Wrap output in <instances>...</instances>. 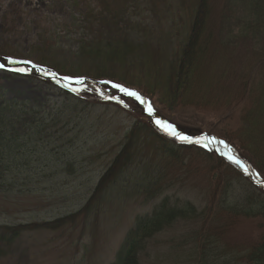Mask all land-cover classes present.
Segmentation results:
<instances>
[{"label":"rangeland","instance_id":"374dc122","mask_svg":"<svg viewBox=\"0 0 264 264\" xmlns=\"http://www.w3.org/2000/svg\"><path fill=\"white\" fill-rule=\"evenodd\" d=\"M194 1L0 0V56L128 86L184 133L232 142L264 175V0H205L196 21ZM180 63L189 69L176 90ZM79 95L0 72V226L23 229L0 242V264H114L137 218L164 204L168 217L140 234L134 264L264 258V206L243 213L264 205L259 192L96 90ZM126 145L130 164L121 162L112 193L67 220L84 214Z\"/></svg>","mask_w":264,"mask_h":264},{"label":"trees","instance_id":"16d2710c","mask_svg":"<svg viewBox=\"0 0 264 264\" xmlns=\"http://www.w3.org/2000/svg\"><path fill=\"white\" fill-rule=\"evenodd\" d=\"M206 1H208V0H206ZM204 3H205V0H195L194 2H192V5H194V7L196 9V12H194V14H195L194 20L195 21L198 19L200 8L203 7ZM195 21H194V23H195ZM192 28H193V26H192ZM196 37L197 36H195V37L193 36V38L191 37V40H190L191 44H190L189 48L187 47L188 49H185L182 52V55H184L185 57L186 56L188 57L189 62L193 59V57L196 56V48L193 46L194 43H196V41H195ZM182 66H183V64L180 63V65L178 66V70L175 73L176 77H175L173 84H174V86H175L174 88L176 90L178 88V83L180 82V79H182V77H184V75H185L184 73H186V71L189 69V68L185 69ZM108 80L112 81V82H116V81L111 80V79H108ZM0 111L4 112V114L7 113L6 112L7 110L3 106L0 107ZM128 146L126 145L124 147V149L116 157L115 161L111 164V166L109 167V169L107 170L105 175L101 178L94 196L92 197L89 204L85 208L86 212L89 211L90 207L92 206V204H94L95 201H97L98 197H100V195H103L104 191L106 192L109 190L108 188H109L111 182L114 180V178L116 176L120 177V173L122 171L121 168L123 167V166L121 167V162L123 161V163H126L127 166H128V163L130 164L131 158L129 160H127L128 156H129V154H127V151H131V149H130V145H128ZM126 154L128 155L127 158L125 157ZM124 158H126V159L123 160ZM250 162L252 163V161H250ZM220 163H222V165L225 166L222 161H220ZM260 206H264V205L260 204L259 206H257V209H254L253 207H251L250 210H245L243 213L245 215H248L249 217H252V218L256 217L259 214L258 211H263L261 208H259ZM165 207H166L165 204L162 206H159L155 209L153 215H151L149 217L141 218L138 220L137 228L134 231H131L130 234L125 239L124 244L121 248V251L118 255L117 262L115 264H134L135 260H137L139 262V258L136 257V252H137V244H139L138 241L140 238V234L141 233H143V235L147 234L149 237L151 235V233H150L151 230H155V229L158 230L159 227H161V225L164 223V220L168 217L167 212H166L167 209H165ZM182 209H184L185 211L186 210L189 211L190 209L192 211H195L193 206H191V205L187 206V204L185 206H183ZM70 219H72V218H69L67 220H70ZM64 223H65V220H59L53 226H55L57 228V227H59L58 225H61V224L64 225ZM56 228H52V229L55 230ZM22 230L23 229H21V227H19L18 230L15 229V231L11 230L14 233L11 234L12 235L11 239L8 240L7 242H11L13 239H15L19 235L20 231H22ZM2 231H3L2 234L0 233V240L2 239V241H3L4 239H6L5 238L6 237L5 232L7 231V229L3 228ZM259 258L260 257L253 259V260H246L248 262L247 264H264V258L262 259V257H261L262 260Z\"/></svg>","mask_w":264,"mask_h":264},{"label":"snow or ice","instance_id":"6c2138e0","mask_svg":"<svg viewBox=\"0 0 264 264\" xmlns=\"http://www.w3.org/2000/svg\"><path fill=\"white\" fill-rule=\"evenodd\" d=\"M3 67H4V65H3V64H0V68H3ZM52 75L54 76L55 74H52ZM65 79L70 80L71 78H67V77H66ZM75 82H76V83H80V84H83V83H84L83 79H78V80H76ZM102 83H106V84H107V83H111L113 88L119 89L122 93H124V95L133 98L135 101H139V103H140L141 105H147V107H146L145 110L147 111V113H148L149 116H153V115H155V109L152 108L151 103H150L147 99H145V97H143L139 92H137V91H135V90H132V89H130V88L124 87V86L121 85V84L113 83V82H111V81H103ZM65 87H69L70 90H72V91H74V92H75V91H78V90L75 89V88H71V84H66ZM155 122H156V124H157L159 127H161L162 130L165 131L168 135H171V136L175 137L176 139H179L181 142H187V143H200L199 140H195V141H193L192 138L181 135V134L177 131L175 125H173V124H171V123H169V122H167V121L156 120ZM205 139H208V137H205ZM211 139H212L213 141H216V138H215V137H213V138H211ZM217 142H218V143H221V144H224V147H225V148H229V152H228V153H223V154H224L225 156H227V158H228L230 161H232L233 163H235V164H237V165H241L242 162H241L237 157H235L234 155L231 154L232 150H231V148L229 147L228 144H226L224 141H217ZM245 171H247V168H245Z\"/></svg>","mask_w":264,"mask_h":264},{"label":"water","instance_id":"95a60500","mask_svg":"<svg viewBox=\"0 0 264 264\" xmlns=\"http://www.w3.org/2000/svg\"><path fill=\"white\" fill-rule=\"evenodd\" d=\"M86 80H84V82H85ZM73 84H74V86H76V85H78L76 82H73ZM73 84L71 85V86H73ZM79 87V86H78ZM167 136L168 137H172V136H169L168 134H167ZM211 138H213V137H208V139H205V137H203V138H199V139H192L193 141H195V140H199L200 141V143H191V144H196V145H200V146H205V147H213L214 146V144H217L218 145V148L221 150V151H223V152H229V148H225L224 147V144H221V143H218L217 141H219V140H217L216 139V141H213ZM231 154L233 155V151L231 152ZM241 169H244V165H238Z\"/></svg>","mask_w":264,"mask_h":264},{"label":"bare ground","instance_id":"6f19581e","mask_svg":"<svg viewBox=\"0 0 264 264\" xmlns=\"http://www.w3.org/2000/svg\"><path fill=\"white\" fill-rule=\"evenodd\" d=\"M79 85H76L75 87H78ZM80 87V86H79Z\"/></svg>","mask_w":264,"mask_h":264}]
</instances>
